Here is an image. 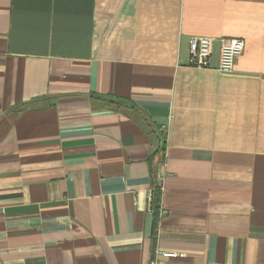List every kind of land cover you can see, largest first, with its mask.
<instances>
[{
	"label": "crops",
	"instance_id": "1",
	"mask_svg": "<svg viewBox=\"0 0 264 264\" xmlns=\"http://www.w3.org/2000/svg\"><path fill=\"white\" fill-rule=\"evenodd\" d=\"M155 260L264 264V0H0V264Z\"/></svg>",
	"mask_w": 264,
	"mask_h": 264
},
{
	"label": "built area",
	"instance_id": "2",
	"mask_svg": "<svg viewBox=\"0 0 264 264\" xmlns=\"http://www.w3.org/2000/svg\"><path fill=\"white\" fill-rule=\"evenodd\" d=\"M219 40V53H218V65L217 70L222 73H231L234 68L236 58L244 50V40L241 38L221 37ZM214 38L208 35H192L188 39L189 55L187 57V63L196 67H208L210 65L209 60L212 53ZM162 166L159 171H156L155 181L156 187L161 191L164 181V172ZM151 195L149 196V200ZM157 255L163 258H173L178 255L177 252L161 251L157 252ZM153 264H174L165 261L155 260Z\"/></svg>",
	"mask_w": 264,
	"mask_h": 264
},
{
	"label": "trees",
	"instance_id": "3",
	"mask_svg": "<svg viewBox=\"0 0 264 264\" xmlns=\"http://www.w3.org/2000/svg\"><path fill=\"white\" fill-rule=\"evenodd\" d=\"M97 97L107 100L104 96L98 95ZM34 101V100H33ZM116 103H121L118 100H115ZM155 174L153 173V184H152V192H151V200H150V208L152 211V240L154 242L155 237V229L159 218V212H160V200H161V191L156 187V181H155Z\"/></svg>",
	"mask_w": 264,
	"mask_h": 264
}]
</instances>
